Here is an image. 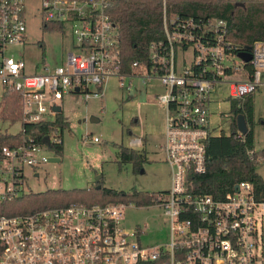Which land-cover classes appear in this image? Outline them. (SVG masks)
Masks as SVG:
<instances>
[{"label": "built area", "instance_id": "built-area-1", "mask_svg": "<svg viewBox=\"0 0 264 264\" xmlns=\"http://www.w3.org/2000/svg\"><path fill=\"white\" fill-rule=\"evenodd\" d=\"M26 2L0 0V84L19 99L22 135L18 144L0 148V204L32 193L27 172L38 178V169L49 163L44 150L62 144L58 131L44 137L46 145L26 129L53 123V108L65 96L101 99L111 78L131 96L134 79L157 82L164 88L156 100L165 112L162 149L170 183L153 204L167 222L168 239L148 245L146 228L125 227V210L137 207L132 203H70L1 215L0 264H264L255 244L264 228L263 192L240 182L216 197L196 184L206 173L207 140L225 136L211 125L212 91L228 84L230 103L255 96L264 87V41L246 51L229 38L225 20L170 16L163 0V39L150 44L144 60L124 66L117 28L107 14L111 0H39L42 28H68L70 46L63 63L41 57L27 73L23 57L5 55L25 44ZM240 53H248L249 61ZM257 162L264 163L262 155Z\"/></svg>", "mask_w": 264, "mask_h": 264}, {"label": "rangeland", "instance_id": "rangeland-1", "mask_svg": "<svg viewBox=\"0 0 264 264\" xmlns=\"http://www.w3.org/2000/svg\"><path fill=\"white\" fill-rule=\"evenodd\" d=\"M238 3L246 0H233ZM172 16V15H170ZM27 24L25 44L8 48L6 56L25 60L26 72L44 57L48 63H63L69 51V29L58 32L45 31L39 15V0H27L25 4ZM235 63L239 60L235 59ZM230 77L227 80H234ZM128 83V82H127ZM127 85V84H126ZM130 99L125 87L117 79H109L103 88L101 99L83 100L81 95L65 96L58 102L68 128L61 134V156L47 149L48 158H59V163H45L37 171L38 178L27 172V190L43 193L48 190H95L115 192L133 191L155 195L169 188V169L164 161L163 144L165 112L156 100L164 92L157 82L142 84L132 81ZM3 93L0 84V101ZM229 85L215 86L211 94L209 110L211 125L225 136L230 135L231 103ZM253 145L256 151L264 149V87L254 96ZM135 122V123H134ZM20 123L10 124L0 120V134L16 135ZM94 139L97 141L94 142ZM141 146H131L133 140ZM131 148L145 157L140 169L121 164L117 147ZM256 172L264 181V163H258ZM97 182H99L98 185ZM99 187V188H98ZM123 225L128 229L146 228L143 242L152 245L168 239V225L161 209L152 204L147 207H129L124 212ZM259 260L264 263V228L255 239Z\"/></svg>", "mask_w": 264, "mask_h": 264}, {"label": "trees", "instance_id": "trees-1", "mask_svg": "<svg viewBox=\"0 0 264 264\" xmlns=\"http://www.w3.org/2000/svg\"><path fill=\"white\" fill-rule=\"evenodd\" d=\"M242 4V5H241ZM168 15L193 16L196 18H217L227 22L229 38L249 51L251 44L264 41V0H246L238 3L233 0H165ZM163 0H111L107 14L117 28L121 58L124 66L135 60H144L150 44L163 39L162 32ZM45 31L58 32L60 24L43 26ZM131 95L128 96L130 99ZM254 96L241 104L231 102L230 135L209 138L206 142V173L198 177L196 184L200 191L221 197L233 191L240 182L252 184L256 192H263L264 181L256 172L257 158L264 149L255 151L253 145ZM243 116L248 131L238 136L236 119ZM0 120L15 124L21 120L17 95L3 88L0 101ZM135 123V122H134ZM68 128L62 112L51 124L27 126L26 132L35 136L38 144L50 132L61 135ZM22 135L0 134V148L16 145ZM117 147L121 164H130L140 169L145 162L143 154L131 148ZM49 150L61 156V145L48 146ZM97 182L96 185H98ZM155 195L142 192L122 193L111 190H48L43 193H29L15 200L0 204V216H15L66 206L70 203L105 205L110 203H132L137 207L151 206Z\"/></svg>", "mask_w": 264, "mask_h": 264}, {"label": "water", "instance_id": "water-1", "mask_svg": "<svg viewBox=\"0 0 264 264\" xmlns=\"http://www.w3.org/2000/svg\"><path fill=\"white\" fill-rule=\"evenodd\" d=\"M242 5V4H241ZM240 56L245 60V61H249L250 59V55L248 53H240ZM53 110L56 112V113H61V108L60 107H54ZM236 123H237V130L242 134V135H245L248 131V128L246 126V122L243 118V116H238L237 119H236ZM223 136V135H221ZM42 143L44 144H48V139L47 138H44L42 140ZM60 162V159L59 158H49V163H59ZM99 188V187H98ZM237 188V187H236Z\"/></svg>", "mask_w": 264, "mask_h": 264}, {"label": "crops", "instance_id": "crops-1", "mask_svg": "<svg viewBox=\"0 0 264 264\" xmlns=\"http://www.w3.org/2000/svg\"><path fill=\"white\" fill-rule=\"evenodd\" d=\"M140 146H141V144H140Z\"/></svg>", "mask_w": 264, "mask_h": 264}]
</instances>
